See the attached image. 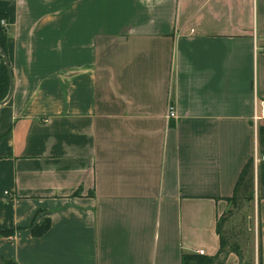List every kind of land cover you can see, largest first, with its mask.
<instances>
[{
    "label": "crops",
    "instance_id": "0c3cea01",
    "mask_svg": "<svg viewBox=\"0 0 264 264\" xmlns=\"http://www.w3.org/2000/svg\"><path fill=\"white\" fill-rule=\"evenodd\" d=\"M0 17L13 75L0 106V231H11L0 256L215 255L241 169L256 156L257 179L264 161V119L252 121L264 100V0H1ZM254 201L243 263L258 264L260 245L264 264V197ZM240 263L231 253L223 264Z\"/></svg>",
    "mask_w": 264,
    "mask_h": 264
},
{
    "label": "trees",
    "instance_id": "16d2710c",
    "mask_svg": "<svg viewBox=\"0 0 264 264\" xmlns=\"http://www.w3.org/2000/svg\"><path fill=\"white\" fill-rule=\"evenodd\" d=\"M3 17H0V19ZM0 46L6 53V31L5 28L0 26ZM8 91V76L4 64H2V79L0 82V101L4 99ZM254 164L253 158L249 159L240 171L238 179L235 183L232 196L227 200L233 205H238L244 201L253 202L254 201ZM257 198L260 200L264 197V161H260L257 168ZM228 216L224 213L221 214L216 223V233L219 237V248L215 255L213 256H197V255H186L182 256V264H223L229 254L233 253L237 257L242 259L243 252L237 241L232 240L228 233L224 230V225L227 223ZM48 228V222H43L40 226H36L33 229V234H42ZM11 231L4 230L0 231V238L3 236H8ZM252 251V250H251ZM260 245L258 246V264H261L260 255ZM1 257V256H0ZM4 264H16L10 260H6L1 257Z\"/></svg>",
    "mask_w": 264,
    "mask_h": 264
},
{
    "label": "rangeland",
    "instance_id": "374dc122",
    "mask_svg": "<svg viewBox=\"0 0 264 264\" xmlns=\"http://www.w3.org/2000/svg\"><path fill=\"white\" fill-rule=\"evenodd\" d=\"M256 178L254 183V196L257 194ZM255 200V198H254ZM255 201H244L241 204L233 205L227 204V208L224 212L228 216L227 223L224 225V231L231 237V241L235 240L242 249L243 256L240 261L252 262V251L255 245ZM249 221L250 224H249ZM254 221V222H253ZM252 250V251H251Z\"/></svg>",
    "mask_w": 264,
    "mask_h": 264
},
{
    "label": "built area",
    "instance_id": "2783aa9c",
    "mask_svg": "<svg viewBox=\"0 0 264 264\" xmlns=\"http://www.w3.org/2000/svg\"><path fill=\"white\" fill-rule=\"evenodd\" d=\"M0 25L2 27H6L7 26L6 21L4 19H0ZM175 114H176L175 109L172 106H169L168 116L172 117V116H175ZM263 119H264V100L260 101L258 108L255 110V112L253 114L252 121H253L254 125H256L259 121H261ZM261 159H264V156ZM257 160H259V159L255 156L254 164L257 163ZM197 253L199 255H202L204 252H203V250H199V251H197ZM240 264H245V263H240Z\"/></svg>",
    "mask_w": 264,
    "mask_h": 264
},
{
    "label": "water",
    "instance_id": "95a60500",
    "mask_svg": "<svg viewBox=\"0 0 264 264\" xmlns=\"http://www.w3.org/2000/svg\"><path fill=\"white\" fill-rule=\"evenodd\" d=\"M1 1V0H0ZM0 58L2 60V63L4 64V67L6 69L7 72V76H8V91L6 96L4 97V99H2L0 101V106L5 104L6 102L9 101V99L11 98L12 92H13V75H12V71H11V67L8 61V57L7 54L4 52V50L1 48L0 46ZM251 221H249L250 224ZM0 264H4L3 260L0 257Z\"/></svg>",
    "mask_w": 264,
    "mask_h": 264
}]
</instances>
